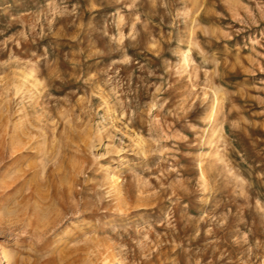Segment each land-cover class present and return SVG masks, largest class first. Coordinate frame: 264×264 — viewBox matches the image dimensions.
<instances>
[{
	"label": "rangeland",
	"instance_id": "obj_1",
	"mask_svg": "<svg viewBox=\"0 0 264 264\" xmlns=\"http://www.w3.org/2000/svg\"><path fill=\"white\" fill-rule=\"evenodd\" d=\"M112 259L264 264V0H0V264Z\"/></svg>",
	"mask_w": 264,
	"mask_h": 264
},
{
	"label": "bare ground",
	"instance_id": "obj_2",
	"mask_svg": "<svg viewBox=\"0 0 264 264\" xmlns=\"http://www.w3.org/2000/svg\"><path fill=\"white\" fill-rule=\"evenodd\" d=\"M187 56H188V55H187ZM187 58H188V57H187ZM187 58H186V59H187ZM16 128H17V127H16ZM108 261H109V260H108ZM110 263H111V264H115L116 261L112 259V260H110Z\"/></svg>",
	"mask_w": 264,
	"mask_h": 264
}]
</instances>
